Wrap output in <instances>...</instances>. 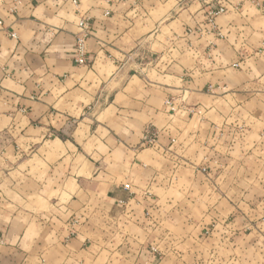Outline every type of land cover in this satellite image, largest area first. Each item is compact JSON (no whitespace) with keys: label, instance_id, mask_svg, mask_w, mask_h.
I'll return each mask as SVG.
<instances>
[{"label":"crops","instance_id":"obj_1","mask_svg":"<svg viewBox=\"0 0 264 264\" xmlns=\"http://www.w3.org/2000/svg\"><path fill=\"white\" fill-rule=\"evenodd\" d=\"M221 4L237 11L211 20ZM236 4L0 0V264H163L156 224L200 239L206 212L187 223L158 213L173 203V175L187 206L206 205L204 183L238 172L221 142L239 120L244 144L264 123V27L249 16L254 6L264 18V0ZM81 19L86 65L74 61ZM147 130L159 133L154 146Z\"/></svg>","mask_w":264,"mask_h":264},{"label":"rangeland","instance_id":"obj_2","mask_svg":"<svg viewBox=\"0 0 264 264\" xmlns=\"http://www.w3.org/2000/svg\"><path fill=\"white\" fill-rule=\"evenodd\" d=\"M244 1L247 0H233V2H239V4ZM250 3L257 5L259 0H250ZM239 4L236 5L239 7ZM247 5V7L250 6L249 4ZM225 6V12L219 15L227 13L228 9H230L228 14L231 13L232 15L237 11L233 4H230V6L225 4ZM213 9L215 7L210 8L208 13ZM260 15L252 6L249 14L251 27L256 29L264 27V18L259 20ZM167 101H170L172 105L169 106L167 104L169 108L174 110L171 112L176 114L177 111L172 101ZM223 112L224 116H226L229 110L223 106ZM262 113L263 111H257V116L262 115ZM183 115L179 111L176 116L180 117ZM239 121L242 124L238 125L237 130H235L237 134L233 135V138L224 139L221 142L224 146L219 149L221 151L226 150V154L229 157L225 158L224 165H227L228 169L234 168L238 172L225 173L223 181L218 184L219 188L217 189L204 183L203 190L207 196L206 200H204L206 205L187 206L184 203L186 192L184 188L186 184L183 183L184 177L180 179L182 175L179 173L173 175L172 183L174 188L166 191V196L172 199L171 203H173L170 206L163 207L158 213H161L166 218L165 214H168L169 210H177L175 215L176 217L181 215L180 219L183 223L184 221L187 223V221L200 220L205 212L207 215L205 227L201 230L200 239H190L188 243H185L186 237L184 234L186 230L185 232L182 231L183 233L181 234L179 233V235L176 234L177 237H171L172 235L166 237L163 229H161L163 228L162 226L159 224L152 226L154 229L159 227L158 231H156V237L163 241V246L159 248L157 244H151L154 248L151 245L150 247L153 248V252L155 251L158 257L164 260L163 264H264V134L260 135L259 138V134L264 133V123L261 121L253 123L249 143L244 144L243 141L247 137V125H243V120ZM152 132L155 133L156 131L150 130L151 134ZM233 139L235 141H233L234 144L232 145ZM231 146H234L235 153H232L233 148ZM247 152H251V156L244 158L243 156ZM220 163V161L217 162V164ZM214 176L209 174V179L213 182L216 181V178H212ZM233 180L236 181L234 190H227L225 186L222 187L223 182L228 183ZM195 181L199 182V179ZM194 185L195 188H198V183H194ZM145 192L146 195H154L155 193ZM157 193L164 196L161 190L157 191ZM121 210V207H117V209L113 210L115 211L113 214H119ZM147 213L146 217L150 218L152 212L150 214ZM180 219L178 217L177 222ZM147 226H151V224L147 223ZM164 226L171 228V224L167 222H165ZM187 229L190 228L188 227ZM146 254L144 253L145 256Z\"/></svg>","mask_w":264,"mask_h":264},{"label":"built area","instance_id":"obj_3","mask_svg":"<svg viewBox=\"0 0 264 264\" xmlns=\"http://www.w3.org/2000/svg\"><path fill=\"white\" fill-rule=\"evenodd\" d=\"M226 6L225 5H219L215 9L211 10L209 12V15H211L210 19L213 20L217 15L222 14L225 12ZM79 34L77 35V40H76V49H75V58L74 61L79 64V65H86L88 63V57H87V46L86 42L88 37L91 34V25L88 21V19H81L79 21ZM13 37H16L15 33L11 34ZM167 104L170 106L171 103L170 101H167ZM172 106V105H171ZM158 132L156 131L155 133L152 132L150 133V130H147V133L144 137V145L146 146H154L157 142L158 139Z\"/></svg>","mask_w":264,"mask_h":264}]
</instances>
